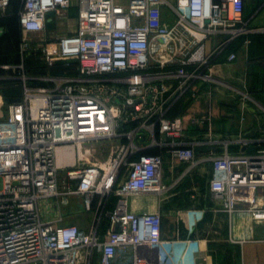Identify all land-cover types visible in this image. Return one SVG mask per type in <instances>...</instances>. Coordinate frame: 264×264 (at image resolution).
<instances>
[{"label":"built area","instance_id":"1","mask_svg":"<svg viewBox=\"0 0 264 264\" xmlns=\"http://www.w3.org/2000/svg\"><path fill=\"white\" fill-rule=\"evenodd\" d=\"M20 1L22 62L0 67L23 91L0 120L6 128L0 139V264L182 260L191 241L162 233L160 205L171 190L164 181L167 158L186 165L185 174L210 164L213 201L230 215L264 224V134L192 139L184 117L171 115L188 95L200 97L198 83H215V57L241 37L264 32L246 17L252 0H77V30L35 43L29 35H43L49 14L66 17L74 0ZM9 3L0 0V7ZM219 36L224 40L207 51L206 43ZM30 50L63 72L30 76ZM213 118L211 106L189 124L210 133ZM108 144L107 160H89ZM206 145L222 152L199 156L197 148ZM233 146L239 152L232 153ZM60 149L76 152L74 162L59 166ZM140 195H154L158 210L130 211L129 200ZM87 214V226L72 222Z\"/></svg>","mask_w":264,"mask_h":264},{"label":"crops","instance_id":"2","mask_svg":"<svg viewBox=\"0 0 264 264\" xmlns=\"http://www.w3.org/2000/svg\"><path fill=\"white\" fill-rule=\"evenodd\" d=\"M263 1L252 0L247 5L246 17H252L251 25L254 28L264 27V22L258 18L259 11L257 12ZM51 14H54L55 18ZM18 24L22 30L20 22ZM57 24H68L66 34L77 30V0L66 17H61L56 12L50 13L47 29L39 37L53 39L61 36L63 32L55 28ZM51 26L53 29H50ZM0 31L1 38L4 33L3 26H0ZM21 33L19 55L16 50L8 58H3L0 67L16 66L22 62L24 34L23 31ZM223 40L222 36L209 40L206 43L207 51L215 49ZM231 54L237 56L233 61H229ZM213 66L215 83L212 85L198 83L200 97L195 100L188 95L180 104L178 113L184 117L187 136L192 139L208 140L210 137L223 139L237 138L239 135L257 137L264 134V32L234 41L223 53L214 58ZM6 75L13 79L12 72ZM13 80L20 83L18 79ZM245 95L257 97V104H248L244 99ZM211 106L214 118L210 133L207 126H190L191 116L201 115ZM7 108L5 115L0 113V120L4 121L7 117ZM239 150L240 148L236 146L231 148L232 153ZM211 152L219 154L222 147L206 145L197 148L199 156ZM75 153L60 149L58 156L60 165L73 163L77 154ZM186 170V165L167 158L164 181L171 190L160 205L166 214L163 220V238L172 239L179 236L191 241L186 256L182 260L173 258L170 264H264L260 259V254L264 253L262 241L264 224L255 223L247 214L230 215L222 211L221 205L213 201L209 192V180L212 177L210 164L189 174H185ZM181 177L183 178L177 181ZM113 200L110 210L115 209L117 199ZM158 208V199L154 195H140L129 200V209L132 212H154ZM88 219L76 218L72 219V222L87 226Z\"/></svg>","mask_w":264,"mask_h":264},{"label":"rangeland","instance_id":"3","mask_svg":"<svg viewBox=\"0 0 264 264\" xmlns=\"http://www.w3.org/2000/svg\"><path fill=\"white\" fill-rule=\"evenodd\" d=\"M76 4V0L74 2ZM263 3V2H262ZM20 5L18 3H10L7 7H0V26L2 25L4 27V33L2 37L0 38V62H3V58H8L10 54H14V52L17 50L18 55L20 52V38L18 33V21H17V11L18 7ZM55 14V13H54ZM51 14L52 17L55 18V15ZM260 21L264 22V6L259 11V17ZM68 24H57L55 26L56 29H59L60 32H63L61 35H67V31L69 27H66ZM50 29H53V26L50 27ZM54 34V33H53ZM56 36V34L54 35ZM32 43H35L39 41L40 37L37 34H31L28 37ZM32 50L28 51L27 58H31L32 61L37 62L38 60H41V58L37 55L36 52L33 51V54L31 55ZM29 54L31 55L29 57ZM33 74L36 76H39L37 73L38 69H33ZM20 89L18 84L15 80L10 79L7 77L6 74L3 72H0V113H3L5 115L6 108L8 106L9 102H12L14 100H17L20 98ZM250 98L247 99L248 104L255 105L257 104L258 98L249 96ZM241 98V97H240ZM6 118L4 119L5 122ZM6 137V128L4 125H0V139H4ZM110 144H108L106 147L102 149V151H99L95 153V155L89 159L90 161H96L98 159L100 160H107L110 156ZM65 165V164H64ZM63 166V165H62ZM54 216H51L47 220L54 219ZM85 218H90V215L87 214ZM260 259L263 262L264 261V253L260 254Z\"/></svg>","mask_w":264,"mask_h":264},{"label":"trees","instance_id":"4","mask_svg":"<svg viewBox=\"0 0 264 264\" xmlns=\"http://www.w3.org/2000/svg\"><path fill=\"white\" fill-rule=\"evenodd\" d=\"M13 3H18L20 6L18 7V11H17V14H16V17H17V21H18V12H19V9L21 7V1L20 0H11V4ZM19 23V22H18ZM2 26V25H1ZM21 29H20V26L18 24V33H19V38L21 39ZM33 54V52L31 53V55ZM29 54V57L31 56ZM26 68H27V72L30 76L32 77H36L34 74H33V69H38L37 73H39L38 75L41 76V75H47V74H61L63 72L62 68H61V65L60 64H57L55 68H49L47 66H45L43 64V62H41L40 60H38L37 62L35 61H32L31 58H27L26 57ZM0 72H3L4 74H9L10 71H4L0 68ZM16 83L18 84L19 86V89H20V98L17 99V100H14L12 102H9L8 104H12V103H15V102H19L21 99H22V95H23V91H22V88H21V85L19 82L16 81ZM179 107L180 105L176 106L175 109L173 110L172 112V116H177V115H180V113H178V110H179ZM115 199V198H114ZM114 201V200H113ZM110 208V207H109Z\"/></svg>","mask_w":264,"mask_h":264},{"label":"bare ground","instance_id":"5","mask_svg":"<svg viewBox=\"0 0 264 264\" xmlns=\"http://www.w3.org/2000/svg\"><path fill=\"white\" fill-rule=\"evenodd\" d=\"M67 151H68V150H67ZM68 152H73V151L71 150V151H68ZM58 164H59V166H61L60 163H59V160H58Z\"/></svg>","mask_w":264,"mask_h":264},{"label":"water","instance_id":"6","mask_svg":"<svg viewBox=\"0 0 264 264\" xmlns=\"http://www.w3.org/2000/svg\"><path fill=\"white\" fill-rule=\"evenodd\" d=\"M243 150L245 151V148ZM117 227H120V225H117Z\"/></svg>","mask_w":264,"mask_h":264}]
</instances>
